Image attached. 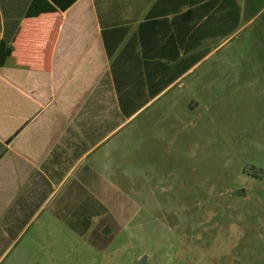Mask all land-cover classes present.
I'll return each instance as SVG.
<instances>
[{
    "label": "crops",
    "instance_id": "0c3cea01",
    "mask_svg": "<svg viewBox=\"0 0 264 264\" xmlns=\"http://www.w3.org/2000/svg\"><path fill=\"white\" fill-rule=\"evenodd\" d=\"M234 3L0 0V263L49 264L50 242L107 249L129 206L109 163L120 117L239 31Z\"/></svg>",
    "mask_w": 264,
    "mask_h": 264
},
{
    "label": "rangeland",
    "instance_id": "374dc122",
    "mask_svg": "<svg viewBox=\"0 0 264 264\" xmlns=\"http://www.w3.org/2000/svg\"><path fill=\"white\" fill-rule=\"evenodd\" d=\"M244 5L239 31L120 117L109 163L129 206L107 249L50 242L49 264H264V0Z\"/></svg>",
    "mask_w": 264,
    "mask_h": 264
},
{
    "label": "trees",
    "instance_id": "16d2710c",
    "mask_svg": "<svg viewBox=\"0 0 264 264\" xmlns=\"http://www.w3.org/2000/svg\"><path fill=\"white\" fill-rule=\"evenodd\" d=\"M224 1L227 3L228 0H224ZM232 1L234 3V0H232ZM234 8L236 9V11L238 10L236 3H234ZM9 48H10L9 45L5 44V42H2L0 44V66L2 65L6 56L9 54ZM114 227H116V226H114ZM111 238H112V236H109V239H111Z\"/></svg>",
    "mask_w": 264,
    "mask_h": 264
},
{
    "label": "water",
    "instance_id": "95a60500",
    "mask_svg": "<svg viewBox=\"0 0 264 264\" xmlns=\"http://www.w3.org/2000/svg\"><path fill=\"white\" fill-rule=\"evenodd\" d=\"M146 256H142L136 264H146Z\"/></svg>",
    "mask_w": 264,
    "mask_h": 264
}]
</instances>
